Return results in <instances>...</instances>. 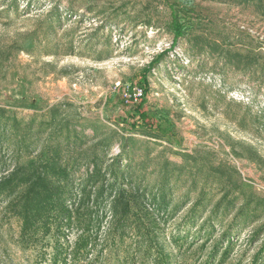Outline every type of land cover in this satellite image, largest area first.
<instances>
[{
    "label": "rangeland",
    "instance_id": "rangeland-1",
    "mask_svg": "<svg viewBox=\"0 0 264 264\" xmlns=\"http://www.w3.org/2000/svg\"><path fill=\"white\" fill-rule=\"evenodd\" d=\"M174 20L181 26L175 44ZM197 37L264 61V16L227 0H0V108L19 117L58 110L108 124L122 112L115 91L162 54L148 77L145 110L170 136L155 150L168 149L164 156L176 164L174 152H207L212 165L236 172L244 191L264 197V81L224 64ZM12 152L0 150V168H12ZM4 206L0 197V264H39L41 246L17 245L19 223L3 217ZM263 225L264 215L221 264H249L264 235L253 244L248 238ZM77 234H69L70 244ZM44 251L49 259L51 246ZM95 264L114 263L104 251Z\"/></svg>",
    "mask_w": 264,
    "mask_h": 264
},
{
    "label": "trees",
    "instance_id": "trees-1",
    "mask_svg": "<svg viewBox=\"0 0 264 264\" xmlns=\"http://www.w3.org/2000/svg\"><path fill=\"white\" fill-rule=\"evenodd\" d=\"M227 1L264 16V0ZM172 27L175 44L181 26L174 20ZM196 40L224 64L264 81L259 55ZM162 57L134 84L115 91L113 101L122 112L108 124L66 118L58 110L19 117L0 108V150L12 146L17 156L11 169L0 168L3 217L18 221L22 250L41 246L39 264H95L104 251L114 264H221L242 233L264 215V197L244 191L235 171L210 163L211 154L174 152L181 158L176 164L164 156L168 149L155 150L170 136L163 121L145 110L148 77ZM247 116L245 111L241 121ZM114 147L117 153L111 155ZM23 157L29 161L22 163ZM180 189L184 192L177 198ZM173 220L177 223L165 237ZM74 230L78 234L70 244ZM263 235L264 225L247 242ZM260 242L249 264H264V239Z\"/></svg>",
    "mask_w": 264,
    "mask_h": 264
}]
</instances>
